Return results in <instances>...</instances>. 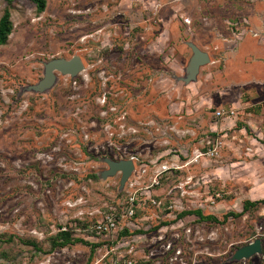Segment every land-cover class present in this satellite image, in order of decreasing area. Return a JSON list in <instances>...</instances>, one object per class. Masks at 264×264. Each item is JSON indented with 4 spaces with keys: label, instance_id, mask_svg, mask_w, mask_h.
I'll return each instance as SVG.
<instances>
[{
    "label": "rangeland",
    "instance_id": "rangeland-1",
    "mask_svg": "<svg viewBox=\"0 0 264 264\" xmlns=\"http://www.w3.org/2000/svg\"><path fill=\"white\" fill-rule=\"evenodd\" d=\"M11 21L0 45V264H264V250L233 261L264 246V204L243 213L264 200V0H45L44 11L14 0ZM188 43L211 62L186 84ZM74 56L77 77L56 72L52 88L27 90L43 63ZM130 158L123 189L121 173L101 176L105 159ZM196 209L220 222L177 218ZM111 211L117 229L100 232ZM230 212L243 215L223 221ZM62 230L85 242L52 250Z\"/></svg>",
    "mask_w": 264,
    "mask_h": 264
},
{
    "label": "water",
    "instance_id": "water-1",
    "mask_svg": "<svg viewBox=\"0 0 264 264\" xmlns=\"http://www.w3.org/2000/svg\"><path fill=\"white\" fill-rule=\"evenodd\" d=\"M192 50V56L185 70L184 81L186 84L196 82L202 66L211 62L210 55L199 48L194 43H188ZM44 65V77L35 85H30L28 91L45 92L52 88L57 81V73L64 76L77 77L81 72L85 70L84 64L79 56H74L71 59H52L43 63ZM108 164V169L103 171L101 176L103 178L115 176L121 173L120 188L123 189L126 183L129 181L131 175L135 171V163L132 158L123 159L119 161L105 159ZM263 253L262 242L260 239L241 247L233 255V261H241L244 259H250L256 254Z\"/></svg>",
    "mask_w": 264,
    "mask_h": 264
},
{
    "label": "trees",
    "instance_id": "trees-1",
    "mask_svg": "<svg viewBox=\"0 0 264 264\" xmlns=\"http://www.w3.org/2000/svg\"><path fill=\"white\" fill-rule=\"evenodd\" d=\"M5 1L7 3V6L5 8L3 16L0 19V45H6L10 35L13 32V23L11 21V6H12L14 0H5ZM31 1L37 5V8L39 11H44L45 0H31ZM92 178L98 179V176L94 175ZM164 182H165V180H163V183ZM260 204H264V200H261V201H250V200L245 201L244 205H243V213L249 211L253 207H258ZM133 205H135V200L133 201ZM117 208L120 209L119 207H117ZM243 213L237 214L234 212H230V213L225 215L223 221H227L230 216L238 217V216L243 215ZM135 214H136V211H135L134 215ZM188 215L196 216L197 217V219L195 221L196 223L197 222H201V223L202 222H214V223L220 222L219 219L213 215H204L201 209L182 211L181 213L178 214L177 218H183V217H186ZM107 216H111L112 218H115L114 211H111L108 215H106V217ZM106 217H105V219H106ZM162 224L166 225V222L165 223L163 222ZM127 233H128V231L125 230L124 234H127ZM74 242L78 243V242H85V241L73 238L70 231L62 230L61 232H59L57 234L56 237H54L52 239V250H53V248H56V247L61 248V247H65L69 244H74ZM31 245L33 247H35L36 249H39V246L36 242H31ZM96 246L97 245H94L93 247L96 248ZM262 248L264 250L263 243H262ZM93 252H94V249H93ZM4 254H6V253H4Z\"/></svg>",
    "mask_w": 264,
    "mask_h": 264
},
{
    "label": "built area",
    "instance_id": "built-area-1",
    "mask_svg": "<svg viewBox=\"0 0 264 264\" xmlns=\"http://www.w3.org/2000/svg\"><path fill=\"white\" fill-rule=\"evenodd\" d=\"M186 22H187V23L190 22L189 19H186ZM216 115H217L218 117H220V116H222V113L218 111V112L216 113ZM210 151H211V154L214 155L215 152H216V148L211 149ZM164 168H165V169H162V171L160 172L159 176L167 170L166 167H164ZM159 176H158V178H159ZM158 178H157V180L155 181V183H157V184H158V182H159V181H158ZM133 200H134V199H132V201H133ZM133 215H134V210L131 209V210L129 211V216L132 217ZM105 220H106V221H104V223H101L100 225H98V228H99V231H100V232L108 233V232H111V231L117 229V227H118V223H117V220H116L115 218H112L111 216H107Z\"/></svg>",
    "mask_w": 264,
    "mask_h": 264
},
{
    "label": "crops",
    "instance_id": "crops-1",
    "mask_svg": "<svg viewBox=\"0 0 264 264\" xmlns=\"http://www.w3.org/2000/svg\"><path fill=\"white\" fill-rule=\"evenodd\" d=\"M242 26L245 27L243 24H242ZM243 27H241V28H243ZM257 31H259V27L256 26V32H255V31H254V32L257 33ZM255 33H254L253 35H255ZM242 34H243V33H242ZM244 35H245V34H244ZM253 35H252V36H253ZM252 36H250V37H252ZM250 37H249V38H250ZM198 47H199V46H198ZM199 48H200V47H199ZM207 53H208V52H207ZM208 54H209V53H208ZM209 55H210V54H209ZM210 57H211V56H210Z\"/></svg>",
    "mask_w": 264,
    "mask_h": 264
}]
</instances>
